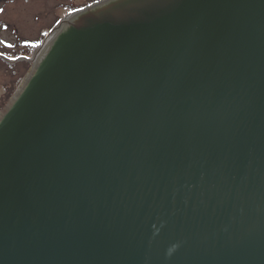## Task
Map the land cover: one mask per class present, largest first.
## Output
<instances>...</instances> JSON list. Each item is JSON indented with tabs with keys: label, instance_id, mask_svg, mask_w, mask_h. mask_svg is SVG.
<instances>
[{
	"label": "water",
	"instance_id": "obj_1",
	"mask_svg": "<svg viewBox=\"0 0 264 264\" xmlns=\"http://www.w3.org/2000/svg\"><path fill=\"white\" fill-rule=\"evenodd\" d=\"M62 22L0 111V264H264V0Z\"/></svg>",
	"mask_w": 264,
	"mask_h": 264
},
{
	"label": "rangeland",
	"instance_id": "obj_2",
	"mask_svg": "<svg viewBox=\"0 0 264 264\" xmlns=\"http://www.w3.org/2000/svg\"><path fill=\"white\" fill-rule=\"evenodd\" d=\"M96 1L0 0V111L30 70L28 61L35 59L46 32L58 19Z\"/></svg>",
	"mask_w": 264,
	"mask_h": 264
},
{
	"label": "bare ground",
	"instance_id": "obj_3",
	"mask_svg": "<svg viewBox=\"0 0 264 264\" xmlns=\"http://www.w3.org/2000/svg\"><path fill=\"white\" fill-rule=\"evenodd\" d=\"M64 24H65V22H62L61 25L58 27V29L48 38L49 39V42H51L53 39L56 38L59 29H61ZM48 48H49V46L48 45H45L44 47H42L40 49L41 51L39 50L41 52V54L39 55L37 61H40L43 58V52L45 53L46 49H48Z\"/></svg>",
	"mask_w": 264,
	"mask_h": 264
},
{
	"label": "flooded vegetation",
	"instance_id": "obj_4",
	"mask_svg": "<svg viewBox=\"0 0 264 264\" xmlns=\"http://www.w3.org/2000/svg\"><path fill=\"white\" fill-rule=\"evenodd\" d=\"M55 23H56V22H55ZM52 27H53V26H52ZM52 27H51V28H52ZM51 28H50V29H51Z\"/></svg>",
	"mask_w": 264,
	"mask_h": 264
},
{
	"label": "snow or ice",
	"instance_id": "obj_5",
	"mask_svg": "<svg viewBox=\"0 0 264 264\" xmlns=\"http://www.w3.org/2000/svg\"><path fill=\"white\" fill-rule=\"evenodd\" d=\"M0 11H2V10H0Z\"/></svg>",
	"mask_w": 264,
	"mask_h": 264
}]
</instances>
